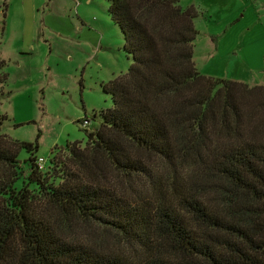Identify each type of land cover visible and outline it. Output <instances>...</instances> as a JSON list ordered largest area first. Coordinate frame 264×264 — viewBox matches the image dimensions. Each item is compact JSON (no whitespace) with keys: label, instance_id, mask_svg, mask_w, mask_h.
<instances>
[{"label":"trees","instance_id":"16d2710c","mask_svg":"<svg viewBox=\"0 0 264 264\" xmlns=\"http://www.w3.org/2000/svg\"><path fill=\"white\" fill-rule=\"evenodd\" d=\"M108 12L131 65L85 146L42 169L0 114V264H264V84L198 69L194 6Z\"/></svg>","mask_w":264,"mask_h":264},{"label":"rangeland","instance_id":"374dc122","mask_svg":"<svg viewBox=\"0 0 264 264\" xmlns=\"http://www.w3.org/2000/svg\"><path fill=\"white\" fill-rule=\"evenodd\" d=\"M3 1L0 0V57L6 62L8 81L0 85V114L7 116L2 132L10 142L38 140L37 155L48 163L63 153L68 143L86 145L84 122L91 121L88 129L101 125L100 111L112 105L104 86L126 73L131 59L124 50L122 31L109 15L110 0H7L11 3L8 17L3 12ZM179 3L183 7L193 5L199 12L200 33L194 59L201 72L209 67L212 70L206 69V73L219 72L224 78H239L250 85L264 83V71L255 69L262 66L264 0ZM226 12V21L246 14L241 22L246 33L241 67L237 65V55L224 48L228 41L222 42L220 55L225 54V59L221 60L213 42L205 38L204 32L220 31L218 22L225 21L220 19ZM33 17L34 31L29 28L26 34V23ZM23 49L26 53H21ZM21 156H28L25 149Z\"/></svg>","mask_w":264,"mask_h":264},{"label":"crops","instance_id":"0c3cea01","mask_svg":"<svg viewBox=\"0 0 264 264\" xmlns=\"http://www.w3.org/2000/svg\"><path fill=\"white\" fill-rule=\"evenodd\" d=\"M3 5L5 7V9L3 10V12L5 14V17H8L9 9L11 7V3H8L7 0H4L3 1ZM191 6H193V5H191ZM226 6H228V4H226ZM249 8H251L252 10L253 9L255 10L256 7L250 6ZM225 11H227V10H225ZM256 14H258L257 11H256ZM245 15H246L245 13L242 14V15L237 14L235 17H233V18L229 19L228 21H226L229 18L228 14L226 12V13L223 14L224 17L220 19L221 21L225 20L226 22L225 21L222 22V23L218 22V25H220V27L222 26V28L218 27L220 29V31L218 33L217 32L214 33L213 31L204 32L206 40H208V41L210 40L211 42H213L216 56L219 59H221V60L225 59V57H223V56H225V54L224 55L222 54V56L220 55L221 54L220 52L222 51V45H223L222 42L228 41V42H226V43H228V46H224V48H226V49L228 48L229 49V51H228L229 54L232 53V54H236L237 55V57L239 59V60H237V65L239 67H241L242 61H243V57L241 56L243 54H241V53L246 49V45H244L246 43L244 41V39H245L244 35L246 33H244V31L241 29V22H242V20H244ZM34 17H33V19L31 21L28 20V22L26 23V26L28 28V31L26 32V34L27 33L29 34V28H32L31 32L34 31V26H35V18ZM24 19H25V22H26L27 16H25ZM199 19H200V16L196 20V27H197V29H198V31L200 33V30H199ZM229 34H231L230 37L228 36ZM257 42H260V41L256 40V43ZM231 43L234 44V46L231 47L230 46ZM241 45H244V46H242V50L239 49V47H241ZM24 50L25 49H23L21 51V53H26V52H24ZM261 50H262V52H261V58H262L261 59V63H262V66L257 67L255 69H258V70L263 72L264 71V46L261 47ZM196 65H197V63H196ZM217 65H219V64L216 63V66ZM206 69L212 70L209 67H207ZM206 69L203 70L202 73H204V74H206L208 76H216V77H223V78L225 77V75H221V74H219V72L209 71V73H206ZM210 74H212V75H210ZM237 75H240V74H237ZM230 79L236 80V81H242V80H239V78H236V79L230 78ZM260 84H264V83H260Z\"/></svg>","mask_w":264,"mask_h":264},{"label":"built area","instance_id":"2783aa9c","mask_svg":"<svg viewBox=\"0 0 264 264\" xmlns=\"http://www.w3.org/2000/svg\"><path fill=\"white\" fill-rule=\"evenodd\" d=\"M88 125H90V120H87V122H84V127H87ZM39 164L40 167L43 169L46 166V159L44 157H40L39 158Z\"/></svg>","mask_w":264,"mask_h":264}]
</instances>
